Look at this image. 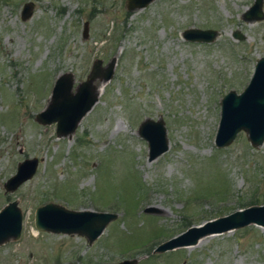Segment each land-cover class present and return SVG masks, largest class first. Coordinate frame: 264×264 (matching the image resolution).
<instances>
[{
	"label": "rangeland",
	"instance_id": "rangeland-1",
	"mask_svg": "<svg viewBox=\"0 0 264 264\" xmlns=\"http://www.w3.org/2000/svg\"><path fill=\"white\" fill-rule=\"evenodd\" d=\"M25 1L0 0V207L17 199L23 214L20 237L0 244V264H264V226L254 223L153 251L190 225L264 203V141L253 146L239 131L214 143L220 97L241 91L264 55V19L242 18L253 0H152L132 10L125 0H31L22 19ZM187 27L218 34L189 41ZM112 57V76L94 80L98 99L70 136L35 119L58 74L72 72L75 86L95 58ZM145 117H161L168 139L151 160L137 132ZM32 156L35 174L5 190ZM46 201L116 217L89 243L38 230L34 210Z\"/></svg>",
	"mask_w": 264,
	"mask_h": 264
},
{
	"label": "water",
	"instance_id": "water-1",
	"mask_svg": "<svg viewBox=\"0 0 264 264\" xmlns=\"http://www.w3.org/2000/svg\"><path fill=\"white\" fill-rule=\"evenodd\" d=\"M152 0H125L126 8L132 10L146 6ZM263 0H253L244 11L242 18L247 21L264 19ZM33 1H25L20 16L26 19L31 16ZM83 36L87 35L88 21H84ZM218 31L214 28L187 27L182 31V37L189 41L210 42ZM232 36L243 39L244 34L235 29ZM115 57L105 65L101 58H95L86 77L74 86V75L65 71L56 76L50 91L47 105L35 113L39 123H55V133L58 136L68 135L77 127L82 116L98 99L99 90L94 80L100 78L103 82L113 74ZM74 86V89H73ZM220 115L214 135L217 147L228 145L239 131H244L253 146L264 141V55L259 56L253 66L251 76L244 88L237 92L234 89L226 91L219 100ZM138 135L147 141L148 159L151 160L168 148L166 127L161 117L143 118L137 128ZM36 156L24 157L17 162L15 171L9 175L3 185L5 190L12 191L31 178L38 167ZM146 212H154L152 206L143 208ZM116 217V213L90 208L72 209L65 205L46 201L35 207L34 225L38 230L55 233L84 235L89 243L95 240L106 224ZM23 214L17 199L7 201L0 207V244L20 237ZM250 223L264 226V203L252 204L238 208L230 213L207 219L200 224L190 225L185 230L160 242L153 249L162 252L180 246L193 245L208 234L223 232ZM135 258H124L110 264H134Z\"/></svg>",
	"mask_w": 264,
	"mask_h": 264
},
{
	"label": "bare ground",
	"instance_id": "bare-ground-1",
	"mask_svg": "<svg viewBox=\"0 0 264 264\" xmlns=\"http://www.w3.org/2000/svg\"><path fill=\"white\" fill-rule=\"evenodd\" d=\"M98 89H99V91L101 90V88H98ZM198 241H199V240H198ZM201 242H202V241H201ZM201 242H200V243H201ZM193 245H194V244H193ZM187 246H190V245H187ZM192 247H193V246H192ZM192 247H190V248H192Z\"/></svg>",
	"mask_w": 264,
	"mask_h": 264
},
{
	"label": "trees",
	"instance_id": "trees-1",
	"mask_svg": "<svg viewBox=\"0 0 264 264\" xmlns=\"http://www.w3.org/2000/svg\"><path fill=\"white\" fill-rule=\"evenodd\" d=\"M241 206H243V205H241Z\"/></svg>",
	"mask_w": 264,
	"mask_h": 264
}]
</instances>
